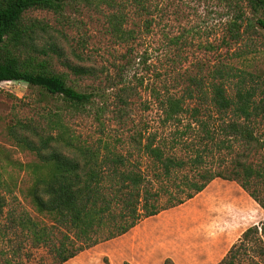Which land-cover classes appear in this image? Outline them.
<instances>
[{"label": "rangeland", "instance_id": "obj_1", "mask_svg": "<svg viewBox=\"0 0 264 264\" xmlns=\"http://www.w3.org/2000/svg\"><path fill=\"white\" fill-rule=\"evenodd\" d=\"M145 4L148 13L143 14L129 0H67L60 12L40 8L25 12L26 22L37 19L46 25L45 31L38 30L41 37L36 41L38 45L45 46L48 55L41 53L39 58H48L54 71L66 73L67 83L93 95L90 103L75 109L61 96L44 93L37 86L29 87L25 81L0 82V194L5 197L7 208H25L37 218L48 217L37 214L25 194L34 179L32 168L27 164L40 159L17 145L14 134L28 135L37 141L32 130L23 127L19 121L55 136L61 128L49 126V123L59 118L65 136L74 145L98 147L100 154L104 155L109 151L104 148L107 144L111 152L118 154L128 166L152 177L155 170H151V162L139 140L143 142L148 134H155L156 142L161 144L173 131L172 124H163V112L157 100V97L167 94V89L180 95L187 85L194 87L191 78L200 79L209 89L212 81L225 80L214 72L220 68L233 73L230 80L224 81L231 97L239 81L244 89L254 91L256 100L264 95L261 91L264 86V32H249L242 23L240 37L232 39L228 27L234 13L225 0H147ZM121 12L125 15L123 26L133 30V36L123 40L111 34L108 23L109 15ZM50 42L58 46L60 56L47 48ZM67 64L90 67L93 72L77 76ZM187 103L193 106L200 101L194 99ZM231 120L249 125L258 141L248 145L234 135L229 136L227 142L231 146L213 148L206 165L230 169L239 159L255 170H261L264 165V126L259 116L251 115L248 120H243L229 111L226 121ZM11 126H14L12 132L9 130ZM217 137L224 138V135ZM51 143L64 153L72 152L74 148L61 141ZM162 146L167 153V143L166 146L162 143ZM171 152L187 156L180 147ZM249 182V190L264 198V174L252 176ZM209 183L200 195L205 198L212 194L214 203L211 201L210 208L204 210L208 211L195 216L212 217L215 214L210 210L211 206H230L227 197L236 193L245 196L253 206L251 219L242 220L238 229H247L264 219L258 204L236 181ZM166 198V194L161 196L159 203ZM226 216L230 217V214L222 215ZM145 218L142 217L134 226L142 227L141 222ZM46 222L49 224L50 220ZM106 229L108 227L98 230L95 236L99 238ZM52 230L55 244L63 239L67 245H78L72 230L63 227H53ZM129 230L126 234L84 248L86 250L82 254L74 255V261L80 264H131L135 255L138 260L146 251L131 247ZM259 236V243L248 241L246 251L238 250V264H264L261 251L264 232L260 228ZM8 243L6 237L5 240L0 238V248H5V257L10 255ZM13 243L14 246L19 245L17 240ZM49 248L21 245L14 261L16 264H64L57 261L56 254Z\"/></svg>", "mask_w": 264, "mask_h": 264}, {"label": "trees", "instance_id": "obj_2", "mask_svg": "<svg viewBox=\"0 0 264 264\" xmlns=\"http://www.w3.org/2000/svg\"><path fill=\"white\" fill-rule=\"evenodd\" d=\"M66 1L0 0V82L25 81L29 87L37 86L44 93L61 96L71 107L80 109L91 102L93 94L77 90L67 83L66 73L54 71L48 58H39L41 53L48 55L45 46L38 45L36 41L41 37L38 30L45 31L46 25L37 19L26 22L24 15L33 8L60 12ZM146 1L129 0L142 14L148 13ZM225 1L234 13L228 27L232 39L240 37L242 23L249 32H264V0ZM124 22L122 12L108 16L109 29L117 39L133 36V30L126 29ZM47 48L61 55L54 42H50ZM67 66L77 76L93 72L92 68L82 65ZM224 70L219 68L214 72L230 80L233 73L229 69ZM191 80L194 87L187 85L180 95L167 89V94L157 97L163 112V124L174 127L167 141H161V144L156 142L155 134H148L143 142L139 140L140 147L151 162V170H155L152 177L128 166L118 154L111 152L107 144L104 148L109 151L104 155L100 154L98 147L74 145L65 136L59 118L49 123V126L61 128L55 136L39 132L19 121L23 127L32 130L37 141L31 136L13 133L17 145L40 159L39 162L27 164L32 168L34 179L25 194L37 214L48 217L37 218L25 208H7L5 197L0 194V238L9 239L10 249V255L5 257V248H0V264H16L14 257L21 250V245L26 247L27 244L31 247L49 246L56 254L57 261L63 263L86 247L124 234L142 217L183 203L203 190L214 178L236 181L264 209V198L249 190L250 178L263 176L264 165L261 170H255L239 159L230 169L206 165L213 148L231 146L227 142L229 136L234 135L248 145L258 141L249 125L238 120L226 121V116L229 111L243 120H248L251 115L259 116L264 126V95L256 100L254 91L244 89L241 81L236 84V92L231 97L224 86L225 80L212 81L209 89L203 86L200 79ZM261 91L264 94V86ZM194 99L200 103L190 106L188 100ZM13 129L14 126L9 128L11 132ZM219 134H223L224 138L217 137ZM52 141L73 146V151L64 153ZM162 143L164 146L167 143V153ZM176 147L185 150L187 156L173 154L171 150ZM164 194L167 195L166 200L159 203ZM47 219L50 220L49 224ZM53 227L72 230L78 245H67L63 239L55 244ZM103 227L108 229L97 238V231ZM259 228L264 232V219L244 230L216 264H238V250L246 251L248 241L260 242ZM14 240H17L18 246H14ZM261 251L264 254V245ZM169 262L166 260L165 264Z\"/></svg>", "mask_w": 264, "mask_h": 264}, {"label": "crops", "instance_id": "obj_3", "mask_svg": "<svg viewBox=\"0 0 264 264\" xmlns=\"http://www.w3.org/2000/svg\"><path fill=\"white\" fill-rule=\"evenodd\" d=\"M220 181L224 179L214 178L209 184H220ZM201 192L179 205L146 217V221L141 222L142 227L134 226L129 230L132 235L129 242L131 247L146 251L138 260L135 255L131 264H165L166 260L171 264H216L222 259L246 230L238 229L237 226L242 220L249 217L251 219L253 206L245 196L232 193L227 197L230 206L212 205L210 210L215 215L204 219L195 215L209 209V203H214L215 197L209 194L202 198ZM260 210L264 213V209L260 207ZM226 212L230 217H222ZM74 258L75 256L63 263L80 264Z\"/></svg>", "mask_w": 264, "mask_h": 264}, {"label": "built area", "instance_id": "obj_4", "mask_svg": "<svg viewBox=\"0 0 264 264\" xmlns=\"http://www.w3.org/2000/svg\"><path fill=\"white\" fill-rule=\"evenodd\" d=\"M5 81H6V82H10V80H5ZM5 81H4V82H5Z\"/></svg>", "mask_w": 264, "mask_h": 264}]
</instances>
